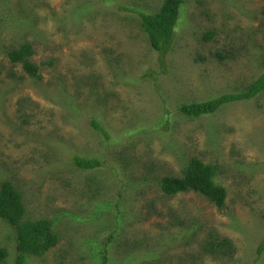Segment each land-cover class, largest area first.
<instances>
[{"label": "rangeland", "instance_id": "rangeland-1", "mask_svg": "<svg viewBox=\"0 0 264 264\" xmlns=\"http://www.w3.org/2000/svg\"><path fill=\"white\" fill-rule=\"evenodd\" d=\"M162 3L0 0V186L12 182L25 218H48L59 235L18 262L15 227L0 218L2 264H264V91L198 118L178 110L264 71V0H184L164 55L138 14ZM25 42L40 76L10 61ZM75 154L102 165L80 169ZM193 157L217 166L222 208L162 191ZM210 231L232 239L233 257L199 253Z\"/></svg>", "mask_w": 264, "mask_h": 264}, {"label": "trees", "instance_id": "trees-1", "mask_svg": "<svg viewBox=\"0 0 264 264\" xmlns=\"http://www.w3.org/2000/svg\"><path fill=\"white\" fill-rule=\"evenodd\" d=\"M183 1L163 0L161 8L155 13L138 11L141 26L147 33L151 46L161 55L166 54L172 48L176 28L181 18ZM212 35V32H208L206 38L211 39ZM8 55L12 63H21L30 75L40 76L38 65L30 59L34 55V49L30 42H25L21 47L11 50ZM217 55L219 59H225L224 54L218 53ZM263 91L264 71L242 91L225 92L206 100L183 103L179 105L178 110L186 117L198 118L213 114L227 103L256 97ZM92 124L97 131L108 136L106 129L96 118L92 120ZM72 162L74 166L86 170L97 169L102 165L97 157L78 154L72 157ZM217 174L218 168L215 164L205 163L201 159L193 157L184 170V175L163 176L160 178V186L162 191L169 196L194 191L222 208L226 202L227 189L223 184L218 183ZM25 216L26 206L22 192L12 182L8 180L2 182L0 186V218L15 227L17 248L20 252L18 262L23 261L25 254L41 257L59 242V235L54 231L53 222L50 219H27ZM263 250L264 238L257 247L259 254ZM199 253L213 257L231 258L236 253V247L231 238L210 231L202 241ZM7 256L8 249L0 245V264L5 261ZM104 264H108L106 258Z\"/></svg>", "mask_w": 264, "mask_h": 264}]
</instances>
